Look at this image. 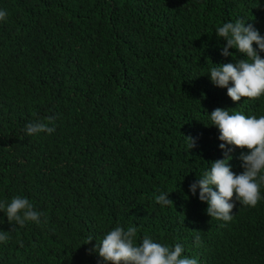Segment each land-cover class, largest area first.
<instances>
[{
  "label": "trees",
  "instance_id": "16d2710c",
  "mask_svg": "<svg viewBox=\"0 0 264 264\" xmlns=\"http://www.w3.org/2000/svg\"><path fill=\"white\" fill-rule=\"evenodd\" d=\"M0 10V202L25 197L41 213L21 227L0 210V264H104L90 250L117 225L136 227V244L180 243L198 264H264V184L230 222L189 188L228 149L243 171L247 149H221L210 113L258 118L264 95L234 102L209 71L246 58L221 54L223 23L264 36V0H0ZM49 116L53 133L26 134ZM161 193L173 203H157Z\"/></svg>",
  "mask_w": 264,
  "mask_h": 264
},
{
  "label": "clouds",
  "instance_id": "9594fccd",
  "mask_svg": "<svg viewBox=\"0 0 264 264\" xmlns=\"http://www.w3.org/2000/svg\"><path fill=\"white\" fill-rule=\"evenodd\" d=\"M4 19L6 12L0 10V20ZM216 35L226 40L221 51L223 56L233 55L229 49L236 48L246 58L212 67L209 71L211 81L219 87L227 88V95L234 102L240 101L242 97L256 99L264 95V58L259 54L264 52V36L252 24L246 25L239 19L223 23L216 29ZM254 44L257 47L254 48ZM230 82L232 86H229ZM210 119L211 125L219 130V139L225 142L219 145L221 149H226V145L247 149L240 155L243 171L236 174L231 170L228 163L231 159L228 153L231 150L228 149L225 158L213 161L210 169L191 183L189 188L193 195L199 188V199L207 202L206 213L211 218L230 222L237 201L239 204L255 207L262 198L260 189L261 184H264V115L257 118L240 111L230 114L228 110L217 107L211 111ZM47 121L48 123L39 120L28 122L25 125L26 134L53 133L54 127H49L53 117H47ZM188 138L191 149L195 142ZM168 193L157 195L156 202L162 206L172 204ZM0 210H3L11 224L15 222L23 227L27 221L40 223L41 213L34 210L33 204L25 197L15 196L10 202H0ZM136 232V227L129 226L125 230L117 225L106 233L100 243L96 242L90 251L96 252L104 264H198L195 258L182 257L184 249L180 243L170 248L147 236L141 243H134ZM7 239L6 233H0V241ZM92 240L89 237L84 244ZM195 243L199 246V235L195 236Z\"/></svg>",
  "mask_w": 264,
  "mask_h": 264
}]
</instances>
